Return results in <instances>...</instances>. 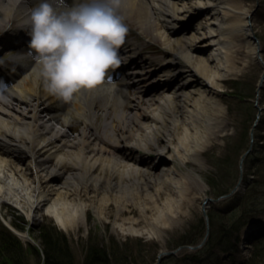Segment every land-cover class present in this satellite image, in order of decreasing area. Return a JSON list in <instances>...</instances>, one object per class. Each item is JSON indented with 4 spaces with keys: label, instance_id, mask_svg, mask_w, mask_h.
<instances>
[{
    "label": "bare ground",
    "instance_id": "1",
    "mask_svg": "<svg viewBox=\"0 0 264 264\" xmlns=\"http://www.w3.org/2000/svg\"><path fill=\"white\" fill-rule=\"evenodd\" d=\"M36 2L0 0V21L18 19L20 32L29 31ZM67 2L71 5L73 0ZM228 5L227 0H115L125 23L135 22L142 35L165 49L147 46L153 56H142L143 45L125 39L121 65L110 70L102 86L82 91L69 103L47 91L34 52L28 69L27 56L6 61L7 75L0 73V85L8 81L0 94V212L9 205L27 214L30 222L48 215L68 228L78 226L85 204L100 196L101 212L110 201L121 211L132 203L144 216L152 206L154 216L146 220L144 231L159 234V225L180 207L176 198H186L191 179L195 181L167 163L172 159L178 166L193 163L204 168L201 156L209 138L221 131L217 129L222 107L214 95L225 70L234 68L233 52L239 48L234 38L263 61L252 39L249 12ZM196 15L201 18L193 24ZM204 50L208 53L202 56ZM161 52L167 56L157 57ZM129 64L134 68L129 70ZM256 107L259 113L262 107ZM97 108L105 119L98 127ZM65 115L70 122L65 123ZM73 122L81 126L76 135L69 133L77 127ZM137 152H142L141 158L131 155ZM66 166L76 172L67 173ZM161 195L166 200L160 203ZM214 203L207 202V215ZM119 227L125 233H143L133 223L120 222Z\"/></svg>",
    "mask_w": 264,
    "mask_h": 264
},
{
    "label": "rangeland",
    "instance_id": "2",
    "mask_svg": "<svg viewBox=\"0 0 264 264\" xmlns=\"http://www.w3.org/2000/svg\"><path fill=\"white\" fill-rule=\"evenodd\" d=\"M227 1L229 2V7H239L247 10L249 14H253L252 30L254 35L260 40L264 60V0ZM199 16L196 15L194 19H191V22L193 24L198 23L196 18ZM10 23L11 25H9ZM17 23L14 19L6 22L0 21V34L3 35L5 31ZM126 25L128 29L133 30L135 33L131 40L139 41L144 47L159 45L162 51L165 49L160 42L153 38L140 35V28L135 22L129 21ZM170 35L173 38L178 36ZM234 39L236 40L235 46L239 47L237 51L233 52V58L235 59L234 68L225 70V76L220 84L221 87L217 88L219 92L214 95L215 101L219 102L222 107L219 120L221 128L217 129H221V131H216L209 138L208 145L201 156L205 165L204 168L193 163L187 164L188 166H178L172 159L167 163L168 166L177 169V171L190 173L195 178V181L191 179L190 189L186 198L180 200L175 197L178 202L180 201V207L174 210L171 220L168 219L166 224L159 225V234L151 235L144 231L148 226L146 220H149L150 216H154L152 206H149L151 209L147 210L144 216L140 208L132 203H129L124 211H121L116 203L110 201L101 212L98 208L100 206V196L95 198L93 202L85 204V212L80 218L79 225L68 228H62L53 217L48 215L39 218L36 223L30 222L27 214L18 208L4 205L0 212V231L2 233L3 228L7 227L10 229L14 225V227L19 229L20 232H17L19 233L18 238L22 242L24 253H21V256L20 252L16 250L10 252L12 255L15 253L14 258L19 264H45V255L41 250L39 239V231L42 228H48L54 240L64 241V244L69 247V259H71L73 264H85L92 247L104 248L110 260L114 256V264H117V261L120 262L121 258L126 254L128 256L127 260L132 261L135 259L136 264H157L160 253L174 251L181 246L198 245L202 241L206 230V226L205 229L203 228L205 224H201L203 220L202 204L206 197H218V193L221 195L230 191L237 183L241 175L240 159L250 145V128L257 117L256 104L263 108V114L255 131L256 150L254 149V155L250 156L244 165L246 190L252 180H254L256 167L261 163L258 157L264 155V87L259 96H257V88L263 74V68L261 63L252 56L251 49L246 48L242 41H237L236 37ZM201 43L203 42L201 41L199 44ZM3 50L6 49L3 48ZM203 52L202 54L200 53L202 56L208 53L206 50ZM142 54L149 55L144 50ZM160 56L167 55L161 52L157 57ZM171 77H173L172 74ZM196 87L203 89L200 85ZM232 91H236V93H232ZM97 109L95 126L98 127L105 123V119L102 115V109ZM44 117L46 119L47 115ZM73 124H76L77 127L75 129L72 128L69 133L76 135L81 126L79 123L73 122ZM131 155L141 158L142 152ZM144 157L147 159V155ZM152 165L151 159H148V166ZM65 170L69 174L76 172L70 166H66ZM196 174L201 177L204 188L199 184L201 180L199 179L200 182L198 181ZM256 179L264 181V170L256 175ZM255 193L260 198H264V190L255 188ZM169 194L171 195L170 197L174 196L173 193ZM240 196L241 194L236 195L231 201H220L211 204L213 205L212 212L214 211L215 217L226 208L235 207V204L240 202ZM163 200H166V195L159 197L160 203ZM262 217H264L263 214ZM120 222L124 223L125 226L133 223L136 227L143 229V233H125L119 227ZM225 222L224 218L220 216L217 221H214V226L210 228L215 234L213 237L214 242H212L214 246L210 242V245L204 247L196 259H193V254L200 250L193 251L183 248L177 252L176 256L164 257L161 264H245L256 246V241L263 238L261 240L263 242L264 236L256 230L251 232L250 238L246 240L244 234L248 231L247 229L232 232V230H237V228L231 229L229 226L227 228L228 232L226 230L223 231ZM154 229L156 231L157 227H154ZM23 234H29L34 244L30 245L29 240ZM112 243L115 245H112ZM3 256L7 257L5 254ZM259 264H264V260Z\"/></svg>",
    "mask_w": 264,
    "mask_h": 264
},
{
    "label": "clouds",
    "instance_id": "3",
    "mask_svg": "<svg viewBox=\"0 0 264 264\" xmlns=\"http://www.w3.org/2000/svg\"><path fill=\"white\" fill-rule=\"evenodd\" d=\"M28 23L29 50L41 66L45 87L65 103L102 86L110 70L122 63L128 27L115 0H73L71 5L37 0Z\"/></svg>",
    "mask_w": 264,
    "mask_h": 264
},
{
    "label": "trees",
    "instance_id": "4",
    "mask_svg": "<svg viewBox=\"0 0 264 264\" xmlns=\"http://www.w3.org/2000/svg\"><path fill=\"white\" fill-rule=\"evenodd\" d=\"M253 155L254 154L252 153L251 155H249V157ZM258 160L261 161V163H259V165L256 167V171L254 173L255 174L254 180H252L251 184L246 190L247 192L244 193L242 196H240L241 198V199L239 198L240 202L235 204L236 205L235 207L226 208L223 212L221 211L222 213H218L217 217H215L214 211L213 212L211 211L209 213V217L211 220V228L214 226V221L215 220L217 221V219L220 216L224 218V220L226 221L223 231L226 230L228 232L227 228L229 226L231 227V229L237 228V230H232V232L240 231L247 225V223L253 220H259L261 219L262 214L264 215V198L262 197L260 198L255 193V188L264 190V181L256 179V175H258L260 171L264 170V155L259 156ZM201 224L204 225L203 220L201 221ZM203 228L205 229V225L203 226ZM214 235H215L214 232L211 230V234L206 246L210 245V242L211 243L214 242V238H213ZM39 239L43 247L42 250L43 254L45 255V264H73L71 259H69V247L65 245L64 241L62 240L60 241L56 239L54 240L52 235L49 233L48 228L45 229L42 228L39 231ZM112 245L115 244L112 243ZM13 250L20 252L19 253L20 255L21 253H24L22 242L7 228H3L2 233L0 231V259H1L0 264H19V262L14 258L15 253L13 255L10 253ZM202 250L203 249L193 254V259H196V257ZM106 252L107 251L104 248L98 249L97 247L96 248L92 247L89 251V255L85 264H109V263L114 264L115 263L113 260L114 256L111 257L110 260L107 257ZM4 254L7 255L6 258L5 256H3ZM126 255H124V257L121 258L120 262L117 261L118 262L117 264H136L135 259L132 261H128L127 260L128 256ZM263 260H264V241L261 242V240L260 241L258 240L256 246L252 251L250 258L247 260L245 264H259Z\"/></svg>",
    "mask_w": 264,
    "mask_h": 264
},
{
    "label": "water",
    "instance_id": "5",
    "mask_svg": "<svg viewBox=\"0 0 264 264\" xmlns=\"http://www.w3.org/2000/svg\"><path fill=\"white\" fill-rule=\"evenodd\" d=\"M255 39L257 40V42H259L257 38H255ZM260 59H261V58H260ZM263 84H264V75H263L262 78H261L260 86L263 87ZM261 87H260V88H261ZM260 115H261V111L259 112L258 117H260ZM251 136H252V140H253V132L251 133ZM251 149H252V148H250V149L245 153V155L241 158V163H240L241 171L243 170V162H244V159H245V157L247 156V154L251 151ZM242 178H243V173L241 172V177H240V179H239L237 185L235 186V188H234L230 193H228V194L222 196L221 198H229V197H231L234 193H236V192L241 188V186H242ZM221 198H218V199H206V200H205V202H204V206H203V213H204V216H205V219H206V223H207V233H206V236H205L204 240L202 241V243H201L200 245H198V246H190V247H188V248H190V249H192V250H197V249H199L200 247H202V246L206 243L207 238H208V236H209V232H210V229H209V219H208V215H207L206 204H207V202H209V201H215V202H216V201H218V200L221 199ZM180 249H181V248H180ZM178 250H179V249H178ZM178 250H177V251H178ZM177 251H169V252H162V253H160V255H159V262H160L162 256H164V255H175V254L177 253ZM158 264H160V263H158Z\"/></svg>",
    "mask_w": 264,
    "mask_h": 264
}]
</instances>
